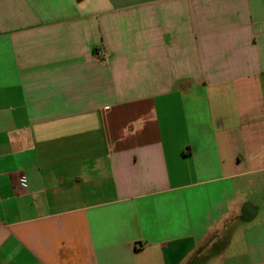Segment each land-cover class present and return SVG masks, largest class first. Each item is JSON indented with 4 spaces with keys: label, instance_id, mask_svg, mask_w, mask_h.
<instances>
[{
    "label": "crops",
    "instance_id": "1",
    "mask_svg": "<svg viewBox=\"0 0 264 264\" xmlns=\"http://www.w3.org/2000/svg\"><path fill=\"white\" fill-rule=\"evenodd\" d=\"M0 264H264V0H0Z\"/></svg>",
    "mask_w": 264,
    "mask_h": 264
},
{
    "label": "built area",
    "instance_id": "2",
    "mask_svg": "<svg viewBox=\"0 0 264 264\" xmlns=\"http://www.w3.org/2000/svg\"><path fill=\"white\" fill-rule=\"evenodd\" d=\"M100 53H101V55H104V52L100 51ZM100 53H99V54H100Z\"/></svg>",
    "mask_w": 264,
    "mask_h": 264
}]
</instances>
